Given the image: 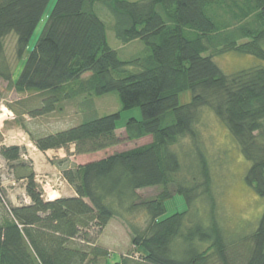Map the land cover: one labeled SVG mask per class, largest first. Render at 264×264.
Listing matches in <instances>:
<instances>
[{
  "label": "trees",
  "instance_id": "obj_1",
  "mask_svg": "<svg viewBox=\"0 0 264 264\" xmlns=\"http://www.w3.org/2000/svg\"><path fill=\"white\" fill-rule=\"evenodd\" d=\"M50 2L0 0V55L4 41L15 36L21 69L14 88L26 94L19 108H7L16 116L13 126L40 152L66 151L67 158L52 164L76 196L45 200L32 162L22 160L27 148L5 145L0 131V159L14 181L24 183L30 201L14 206L0 180V264H108L110 253L98 241L115 219L129 228L134 248L115 264H264V212L252 233L238 239L228 238L219 224L198 129L204 110L215 115L249 164L245 184L264 199V67L227 75L215 62L229 53L264 62V0H57L29 53ZM98 4L110 12L117 41L142 42L144 56L120 59L95 13ZM0 79L13 81L1 61ZM187 92L192 101L181 106ZM113 93L121 112L99 117L96 98ZM75 102L83 108L78 125L50 134L32 129ZM133 110H140L141 120L127 121L125 140L151 137L150 144L71 163L72 156L120 145L121 115ZM182 140L195 148L196 174L189 183L180 178L182 163L172 150ZM151 188L162 191L137 201L138 191ZM176 196L186 210L163 219ZM201 199L204 217L195 208ZM138 207L148 215L143 228L125 216Z\"/></svg>",
  "mask_w": 264,
  "mask_h": 264
},
{
  "label": "rangeland",
  "instance_id": "obj_2",
  "mask_svg": "<svg viewBox=\"0 0 264 264\" xmlns=\"http://www.w3.org/2000/svg\"><path fill=\"white\" fill-rule=\"evenodd\" d=\"M56 2L57 0H51L41 23L30 41L29 53L33 51L41 37ZM95 13L106 23L109 46L119 52L121 60H132L146 54V47L140 41L131 43L127 46H123L117 41L113 32L112 17L107 9L98 4L97 7H95ZM108 17L111 19V25L108 22ZM15 45L16 37H8L4 41L3 54L0 55V61L13 73V83L11 82L9 84L7 81L0 79V131L7 137L5 145L12 146V144L16 142H21L25 144V146L21 147L26 148L27 144L30 146L34 144L23 130L13 126L16 116L7 108L9 104L19 108L17 105L18 102L25 98L26 95L19 94L14 88V82L21 69L20 63L16 58ZM215 62L227 75L251 67H264L263 61H259L251 56L238 55L236 53H229L217 57ZM191 101L192 94L190 92L182 94L179 99L181 106L188 105ZM121 107V102L116 93L108 94L96 98L95 100V108L99 117L121 112ZM82 109L79 102L72 104L66 103L64 104V111L62 113H56L55 115L37 121L39 127H32V129L41 134L55 133L64 128L69 129L82 122ZM131 118L141 120L140 110L122 113L117 131V137L123 141L120 145L96 154L77 156L78 158L75 159V163L72 164H88L100 161L114 153L125 152L150 144L152 142L151 137L135 142L125 140V124ZM198 129L201 135V150L204 152L208 161L212 181V194L215 198L219 224L228 238L238 239L239 237L251 234L264 212V199L258 197L253 189L245 184L244 177L249 164L240 154L230 133L213 113L208 110L203 111L202 123ZM13 131L14 133H21L23 136L17 137L15 134H12ZM30 150L31 152L28 153L27 151V155L24 156L22 160L23 162H32L34 169L38 170V174H36L37 182L42 191L45 190V192L43 191L45 200H47L46 197L48 196L52 200L59 199L60 196L63 195V192L66 193V191L69 190V185L63 178L61 171L52 164V162L61 159V154L57 151L41 154L36 150ZM172 150L178 154L182 163L180 178L187 183L191 182L192 175L196 174V165L194 166L196 156L195 148L189 140H182V142L175 148H172ZM0 180L2 181L8 199L14 206L26 205L29 203L24 183L14 181L9 165L2 159H0ZM161 191V188L138 191L137 194L139 198L137 201L152 200L156 198ZM166 208L167 212L163 219L169 218L176 213L184 212L186 210L184 198L180 196L174 197L166 203ZM195 208H198L203 217L205 213H207V206L204 199L198 200ZM125 216L133 219L140 228L145 227L148 221L147 213L140 207L128 215L125 212ZM130 240L131 233L122 220L115 219L112 221L111 225L98 241V245H102L110 253L108 264H115L119 261L120 257H128L132 254L134 248ZM136 257H138V255H136L135 258Z\"/></svg>",
  "mask_w": 264,
  "mask_h": 264
},
{
  "label": "crops",
  "instance_id": "obj_3",
  "mask_svg": "<svg viewBox=\"0 0 264 264\" xmlns=\"http://www.w3.org/2000/svg\"><path fill=\"white\" fill-rule=\"evenodd\" d=\"M28 120H30V119H28ZM12 134L14 135L15 134V136H19V137H22L23 135L21 134V133H14V131L12 132ZM24 134V133H23ZM25 135V134H24ZM27 135V134H26ZM5 136V135H4ZM28 136V135H27ZM29 137V136H28ZM11 140V139H10ZM18 140V139H17ZM5 142H7V137L5 136ZM12 146H25V144H22L21 142H16V143H14V144H12ZM26 148H27V151H28V153H30L31 152V150L30 149H33L34 151L36 150V151H38L39 153H41V154H48V153H50V152H53V151H48V152H45V153H43V152H40L39 150H37V148L33 145V146H30V145H26ZM57 152H59L60 154H61V159H65V158H67V153H66V151H64V150H59V151H57ZM70 153H74V148L72 147L71 149H70ZM76 158H78L77 156H72V157H70V161H71V163H75V159ZM31 160L35 163V161L31 158ZM78 165H85V164H78ZM36 167V166H35ZM35 170V169H34ZM59 171V170H58ZM35 172H36V174H38L37 172H38V170H35ZM60 172V171H59ZM68 189L69 190H67L66 191V193H62L63 195H61L60 196V198H62V197H65V198H72V197H75L76 196V193H75V191L70 187V186H68ZM29 203H30V201H29ZM29 203H27V204H29ZM107 230V229H106ZM105 230V231H106Z\"/></svg>",
  "mask_w": 264,
  "mask_h": 264
},
{
  "label": "built area",
  "instance_id": "obj_4",
  "mask_svg": "<svg viewBox=\"0 0 264 264\" xmlns=\"http://www.w3.org/2000/svg\"><path fill=\"white\" fill-rule=\"evenodd\" d=\"M43 191L45 192V190H43ZM46 199H47L48 201H53L49 196L46 197Z\"/></svg>",
  "mask_w": 264,
  "mask_h": 264
}]
</instances>
